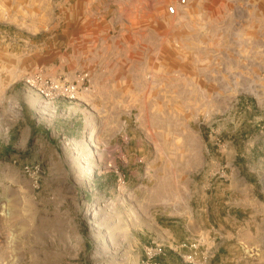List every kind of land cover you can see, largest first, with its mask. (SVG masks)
I'll return each instance as SVG.
<instances>
[{
    "label": "rangeland",
    "instance_id": "1",
    "mask_svg": "<svg viewBox=\"0 0 264 264\" xmlns=\"http://www.w3.org/2000/svg\"><path fill=\"white\" fill-rule=\"evenodd\" d=\"M178 1L0 0V264H264V0Z\"/></svg>",
    "mask_w": 264,
    "mask_h": 264
},
{
    "label": "built area",
    "instance_id": "2",
    "mask_svg": "<svg viewBox=\"0 0 264 264\" xmlns=\"http://www.w3.org/2000/svg\"><path fill=\"white\" fill-rule=\"evenodd\" d=\"M179 5H184L185 0H179ZM177 12V6L175 4H169L166 6V13L168 15H174ZM85 79V74L79 76L78 80H69L67 78L51 77L42 74L41 71H35L29 73L24 78V84L27 88L36 91L45 100H54L58 97H64L68 101H72L77 98L79 94V87L77 83ZM28 170L27 167H24ZM118 181L123 182V177L118 176ZM190 253L182 255V259L185 262L193 264H206V255H202L200 258H196L197 244H183ZM165 255V249L162 244L157 242H150L143 247V263L144 264H162Z\"/></svg>",
    "mask_w": 264,
    "mask_h": 264
},
{
    "label": "crops",
    "instance_id": "3",
    "mask_svg": "<svg viewBox=\"0 0 264 264\" xmlns=\"http://www.w3.org/2000/svg\"><path fill=\"white\" fill-rule=\"evenodd\" d=\"M88 1H90V0H88ZM90 3V2H89ZM96 17L95 16H93V19H95ZM146 33H149V32H144V34H146ZM205 211V210H204ZM205 215H207L208 216V212H206L205 211ZM225 216H226V214H225ZM227 216H228V214H227ZM205 217V216H204ZM229 217V219L231 220V221H234V220H236L235 218H233L232 216H228ZM225 218V217H224ZM207 220V218H205V221ZM191 221L193 222L194 221V216L193 215H191ZM237 221V220H236ZM191 224H193V223H191ZM186 226H188V223L186 224ZM202 227H204L205 228V224H203V225H200L198 228L201 230V228ZM211 231H215V229H214V227H212L211 226V229H209V232H211ZM165 259V258H164ZM163 259V260H164Z\"/></svg>",
    "mask_w": 264,
    "mask_h": 264
}]
</instances>
